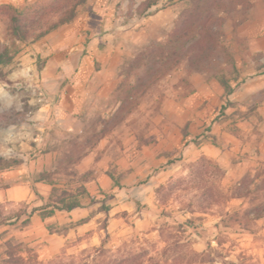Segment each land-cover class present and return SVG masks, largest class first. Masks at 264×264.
Listing matches in <instances>:
<instances>
[{"label":"rangeland","instance_id":"rangeland-1","mask_svg":"<svg viewBox=\"0 0 264 264\" xmlns=\"http://www.w3.org/2000/svg\"><path fill=\"white\" fill-rule=\"evenodd\" d=\"M12 1L17 0L0 3ZM147 1L86 0L81 4L75 18L61 26L74 30L71 46L78 55L70 73L62 63L46 72L48 52L53 48L49 41L42 45L38 40L17 43L12 62L0 66V156L12 163L10 167L28 163L33 192L29 200L9 199V182H4L3 174L11 168H0V218L8 217L0 226V261L13 250L16 255H34L51 264H95L132 255L142 264H264V178L258 182L250 171L235 176L231 163L237 159L219 161L198 150L202 141H215L213 122L229 119L224 104L212 108L211 119L201 133L182 141L174 151L156 146L158 136H167L156 117L173 89L169 77L187 61L166 73L137 108L100 137L104 124L99 121L104 122L116 106L113 93L126 77L121 74L123 67L151 42H165L176 17L192 3L157 0L144 8ZM254 14H264V0L219 12L224 17L223 38L228 48L237 27ZM0 39L5 40L1 20ZM224 53L221 51L207 67L215 76L221 77L223 71L232 73L233 66ZM109 66L116 70L109 73L111 83L102 98L95 102L91 88L92 100H86L83 93L90 81L105 79ZM80 67L86 68L85 77L77 75ZM188 70L193 71L189 65ZM136 77L129 74L132 81ZM46 81L54 87H48ZM73 97L81 100V107L73 106ZM55 125H63V133L57 132ZM226 127L227 132L236 133L237 121L226 122ZM116 129H121L120 134L129 133V146L136 158L134 165L124 170L116 147H124L127 140L113 133ZM23 142L31 148L21 150ZM50 150L58 152L54 169L33 171L32 160ZM86 150L94 151L98 160L95 168L82 171L65 161L68 155L78 156ZM43 171H50L60 188L75 191L84 185L98 201L87 204L89 196H83L86 207L66 224L53 215L39 214L25 222L26 212L43 203L33 189L34 180ZM88 171L93 172V179L83 181L81 176ZM101 171L111 175V186L98 178ZM106 208L109 219L105 227ZM258 212L263 215L253 218ZM30 224L39 235L26 231Z\"/></svg>","mask_w":264,"mask_h":264},{"label":"crops","instance_id":"crops-1","mask_svg":"<svg viewBox=\"0 0 264 264\" xmlns=\"http://www.w3.org/2000/svg\"><path fill=\"white\" fill-rule=\"evenodd\" d=\"M253 11L257 12L255 7ZM61 26L38 40L39 45L47 41L53 45V48L48 52L50 57L45 69L46 72L56 69L61 63L65 65V70L69 73L72 72V64L78 55L74 47L71 46L74 39V33H72L74 30ZM232 36H234V39H230L229 48L234 56L235 66H233L231 74L224 71L223 73L235 87L234 91L227 95L225 87L220 81V76L213 75L208 68L189 72L188 64H184L185 66L183 65L174 70L169 77L173 89L171 94L164 100V106L156 117L158 125L165 127L164 132L166 131L167 136H158L156 146L174 151L182 141L183 143L190 141L194 134L201 133L209 123L213 113L212 108L215 109L217 106L221 108L229 100L231 103L226 106V110L229 111L226 117L229 119L225 122H213L211 132L215 141L213 139L202 141L198 145V150L200 153L204 152L209 157L219 161L237 159L235 163H231L233 164L231 167L235 168L233 171L235 176L250 171L255 176V180L261 182L264 178V95L259 98L258 96L260 91L264 89V14L249 16L237 27ZM107 42V46H110V38ZM41 49L43 48L39 50ZM93 49L94 52L98 51L96 40L93 42ZM61 58L63 62L60 61ZM115 70L114 66H109L106 70L108 74L105 79L98 77L91 80L86 92L83 93V97L86 96V100L91 102L92 96L89 95V90L92 88L90 94L94 95L96 97L95 102H98L99 97L102 98L108 84L111 83L108 78L112 74L109 73L115 72ZM77 75L85 77L86 68L80 67ZM180 80L183 82H180ZM174 83H176V87H174ZM47 85L48 87H54L55 84L48 83ZM73 98V106L76 108L81 107V100L76 97ZM88 101L85 102L86 105L89 104ZM232 119L237 121L236 133L226 131V122ZM60 126L63 125H55L54 127L61 134L63 132H61L62 127ZM72 128L70 127V129ZM120 130H113V133L118 134V137H121L124 141L127 140L124 142V147H116L120 150L124 170L134 165L136 158L132 155L129 146V133L120 134ZM114 142L111 144L113 145ZM30 148L31 145L28 142H23L21 150L26 151ZM57 153V150L38 153L37 157L32 160L33 171L35 169L38 171L54 169L53 165L56 162ZM143 153L145 154L144 150ZM143 159H146L145 155ZM146 162H149V159H146ZM27 164L20 163L4 172V182H9L7 187L9 199L21 201L29 200L32 197L31 179L28 177L31 168ZM97 164L98 160H96L94 151L91 150L84 154L76 165L82 171H86L95 168ZM98 178L111 186L112 177L108 172L101 171ZM34 182L38 191L48 196L52 185L46 180H34ZM101 185L105 187L102 182ZM83 208L77 207L70 211L58 210L56 211L57 214L55 213L53 216L58 219L60 224H66L69 220L75 219L83 211ZM36 217L37 213L32 215L33 220ZM31 225L26 231L30 235H39V230Z\"/></svg>","mask_w":264,"mask_h":264},{"label":"trees","instance_id":"trees-1","mask_svg":"<svg viewBox=\"0 0 264 264\" xmlns=\"http://www.w3.org/2000/svg\"><path fill=\"white\" fill-rule=\"evenodd\" d=\"M86 0H17L0 3V20L5 25V40L0 39V66L12 62L19 42H34L59 26L72 21L78 11V7ZM157 0H148L144 8L151 7ZM252 0H192L190 6L184 8L176 17L174 24L165 42H151L141 51L135 54L121 70L126 77L121 80L113 95L116 98V106L110 111L104 122L100 137L107 134L111 128L122 121L130 112L138 107L148 90L159 81L166 73L176 68L181 62L187 61L190 70H202L207 68L216 56L224 51L230 66H235L234 56L224 42V17L219 15L221 10H229L237 6L248 7ZM143 8V9H144ZM135 73L134 81L129 79V74ZM228 95L235 87L225 75L220 77ZM264 95V89L260 91ZM231 102L228 100L224 108ZM1 122V119H0ZM109 123V126L106 124ZM94 145L92 144L90 148ZM88 150L78 156L70 154L65 161L77 164ZM12 163L0 156V168L10 167ZM203 170H198L202 174ZM93 172L82 174L83 181L93 178ZM36 180H46L52 185L48 196L41 194L36 186L33 189L43 200V203L33 206L27 211L29 217L37 213L41 216H49L56 211H70L77 207H85L87 204L98 201V198L88 193L84 185L75 191L60 188L52 177L50 171H43ZM89 196V202H83V196ZM258 210V208H256ZM105 227L109 219V208H106ZM262 213H255L253 218L261 217ZM19 217V216H18ZM8 218V217H7ZM7 218H0V226L6 223ZM9 247L13 244L8 242ZM137 256H124L112 259H102L95 264H142L137 261ZM0 264H51L43 262L37 256L25 257L16 255L13 250L6 252V256Z\"/></svg>","mask_w":264,"mask_h":264}]
</instances>
